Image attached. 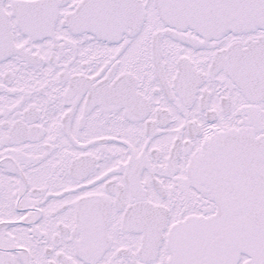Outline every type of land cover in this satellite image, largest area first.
Masks as SVG:
<instances>
[{
    "label": "snow or ice",
    "instance_id": "6c2138e0",
    "mask_svg": "<svg viewBox=\"0 0 264 264\" xmlns=\"http://www.w3.org/2000/svg\"><path fill=\"white\" fill-rule=\"evenodd\" d=\"M0 264H264V0H0Z\"/></svg>",
    "mask_w": 264,
    "mask_h": 264
}]
</instances>
